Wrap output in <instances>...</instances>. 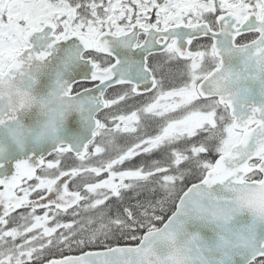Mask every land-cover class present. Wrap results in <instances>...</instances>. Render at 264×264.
I'll list each match as a JSON object with an SVG mask.
<instances>
[{
	"label": "snow or ice",
	"instance_id": "6c2138e0",
	"mask_svg": "<svg viewBox=\"0 0 264 264\" xmlns=\"http://www.w3.org/2000/svg\"><path fill=\"white\" fill-rule=\"evenodd\" d=\"M0 264H264V0H0Z\"/></svg>",
	"mask_w": 264,
	"mask_h": 264
}]
</instances>
